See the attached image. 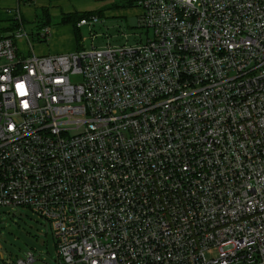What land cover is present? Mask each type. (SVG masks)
Instances as JSON below:
<instances>
[{"label": "built area", "instance_id": "obj_1", "mask_svg": "<svg viewBox=\"0 0 264 264\" xmlns=\"http://www.w3.org/2000/svg\"><path fill=\"white\" fill-rule=\"evenodd\" d=\"M134 6L144 41L116 25L123 44L95 45L111 28L93 14L46 57L19 51L33 41L13 11L0 208L44 219L60 264H264V0Z\"/></svg>", "mask_w": 264, "mask_h": 264}, {"label": "rangeland", "instance_id": "obj_2", "mask_svg": "<svg viewBox=\"0 0 264 264\" xmlns=\"http://www.w3.org/2000/svg\"><path fill=\"white\" fill-rule=\"evenodd\" d=\"M20 1L19 3L17 0H0V34L9 28L13 11L19 7L24 32L29 38L32 37L34 53L39 56L45 51L54 55L75 50L78 42L75 40L77 29L71 23L62 24V18L66 15L88 14L103 10L105 25L111 28L107 31L110 37L95 41L94 44L97 46H102L107 40L112 41L113 44H123V38H114L116 25L122 34L129 35L130 44L134 42V39L144 41L146 38L145 31L137 29L138 10L134 5L130 8L112 9L113 4L121 7L127 0H64L60 3L61 0H49L52 3L48 7L47 5L39 7L34 0ZM29 1L33 5H27ZM42 26H49L50 37L47 41L39 43L35 35ZM95 30L97 33L105 31L100 26H97ZM77 31L80 35L88 36L87 28L83 27ZM135 35L138 37L135 38ZM21 46L26 47V44L18 41V49ZM86 46H89V41ZM63 50L66 51L60 52ZM217 254L218 251L212 249L204 256L210 259L216 257ZM29 255L34 259L31 264H60L56 245L46 221L22 208H0V264H17V262L26 260Z\"/></svg>", "mask_w": 264, "mask_h": 264}, {"label": "trees", "instance_id": "obj_3", "mask_svg": "<svg viewBox=\"0 0 264 264\" xmlns=\"http://www.w3.org/2000/svg\"><path fill=\"white\" fill-rule=\"evenodd\" d=\"M137 2H138V0H127L124 4H122L121 7L116 6V4H113V6H112L113 8L112 9H117V8H122V9H124V8H130L133 5H135ZM93 14L103 15L104 12H103V10H100L99 12H93V13H88V14H74L73 16L66 15L65 17L62 18V21L61 22H62V24H69V23H71L75 27V24L80 19H82L84 17H88L89 15H93ZM16 27H17L16 24L15 25L14 24H11L9 26V28L6 29V30H4L3 33L0 34V35H5V34H9V33L12 34L15 31V28ZM76 32H77V36H75V38H76V41H78L79 38H80V32L77 31V30H76ZM76 46H77V44H76Z\"/></svg>", "mask_w": 264, "mask_h": 264}, {"label": "crops", "instance_id": "obj_4", "mask_svg": "<svg viewBox=\"0 0 264 264\" xmlns=\"http://www.w3.org/2000/svg\"><path fill=\"white\" fill-rule=\"evenodd\" d=\"M19 3L21 2L20 0H17ZM35 1V3H37V5L39 6V7H44L45 5H47V7L48 6H50V4L52 3L51 1H49V0H34ZM64 0H61V1H59V3L60 2H63ZM54 3V2H53ZM27 5H33V3L31 4L30 3V1L28 2V4ZM37 7V6H36ZM19 8V7H18ZM23 19H24V17H23ZM25 20V19H24ZM26 21V20H25ZM11 25V24H10ZM47 27H49V26H47ZM76 40V39H75ZM21 42H23L22 40H21ZM74 49H76V46H75V48ZM19 51L22 53V54H24V55H28V54H31L32 52L34 53L35 51H34V48H33V50L32 51H30V49L27 47V45H26V47H24V46H21L20 47V49H19ZM66 50H63V51H60V52H65ZM75 50H72V51H70V52H68V53H56V54H54V55H63V54H69V53H72V52H74ZM34 54H36V53H34ZM37 55V54H36ZM54 55H50V54H48V52L47 51H45L42 55H40V57H46V56H54ZM39 56V55H38Z\"/></svg>", "mask_w": 264, "mask_h": 264}]
</instances>
